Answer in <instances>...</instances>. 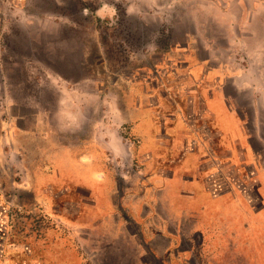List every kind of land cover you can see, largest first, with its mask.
Instances as JSON below:
<instances>
[{
  "label": "rangeland",
  "instance_id": "1",
  "mask_svg": "<svg viewBox=\"0 0 264 264\" xmlns=\"http://www.w3.org/2000/svg\"><path fill=\"white\" fill-rule=\"evenodd\" d=\"M194 148L212 197L260 208L264 0H0V264H167L158 180ZM223 213L171 264H264Z\"/></svg>",
  "mask_w": 264,
  "mask_h": 264
},
{
  "label": "crops",
  "instance_id": "2",
  "mask_svg": "<svg viewBox=\"0 0 264 264\" xmlns=\"http://www.w3.org/2000/svg\"><path fill=\"white\" fill-rule=\"evenodd\" d=\"M203 102L205 104V110L203 109V113L208 112L214 116L212 117L213 119L217 120L218 115L213 110V107L207 106V100H203ZM63 119L64 117H62V120ZM142 137L144 138L143 135ZM248 139L250 142V138ZM194 140L195 138L193 137V141ZM244 140H246L245 137ZM194 149L195 151L193 150V152L191 153H184L185 155L184 159L181 160V166H177L178 164L174 166L171 170L172 173L170 176L165 177V179L161 178L160 180H158L165 183L164 189L168 194L167 198L169 204L171 205L170 209L172 212L173 223L175 225V230L169 231L171 244L162 252L165 255H169V257H166V263L171 264L177 259L184 260L185 263L190 262V259L184 256V253H187L188 250L173 249V245L177 242L178 238L183 236L182 229L180 227L182 220L191 216H195L199 224L200 222H202L201 224L205 225L207 223V220H211L210 224L215 223V229H218L220 228L219 223L223 224V222L228 219L223 213L225 208L231 210V212H234L237 217H234L236 222L233 225L235 227H233L227 221L226 226L224 227L227 230V233L221 232V234L227 235L233 230L234 232H231L234 233L233 235H235V233L240 234V240L244 239L242 237L247 236L248 233L251 234V251L253 253L255 251L258 252V255L256 257L262 256L261 250L264 251V249L262 248V246L264 245V177L257 178L258 184L256 186V193L259 200V203L257 205L261 204L258 210L252 211L251 209L250 211L247 203L242 199V197L238 195L228 196L227 194H224L221 196H216L214 198L210 195L208 189H204L205 184L201 181V170L199 165H197L198 154H196V151L198 148ZM88 156L90 157V154ZM204 158L207 160V164L210 165L208 167H211V165L214 164L213 161L210 162L212 158L209 159V155L204 156ZM182 170L190 171L193 174L180 178L179 173H181ZM194 172H197V174L195 175ZM260 173L261 172H258V174ZM180 183L182 185H179ZM229 221H231V219H229ZM237 222L238 228H236ZM243 225L249 227L248 233ZM207 233L210 234V232ZM202 234L207 235L205 231H202ZM253 239L255 240V242L252 241Z\"/></svg>",
  "mask_w": 264,
  "mask_h": 264
}]
</instances>
